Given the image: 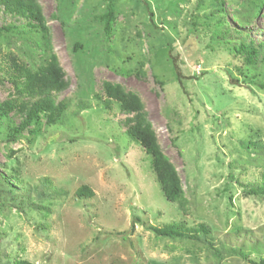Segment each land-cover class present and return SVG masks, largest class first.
Listing matches in <instances>:
<instances>
[{
	"label": "rangeland",
	"instance_id": "374dc122",
	"mask_svg": "<svg viewBox=\"0 0 264 264\" xmlns=\"http://www.w3.org/2000/svg\"><path fill=\"white\" fill-rule=\"evenodd\" d=\"M35 1L43 28L0 10V28L21 31L0 33V63L14 55L37 69L55 55L67 108L15 141L7 125L24 117L0 118V264H262L264 193L251 189L264 186V55L251 66L234 47L264 43V0ZM109 85L141 100L184 207L167 200L129 136L136 115ZM22 97L0 72V105ZM84 186L92 198L77 195ZM173 223L181 237L156 236Z\"/></svg>",
	"mask_w": 264,
	"mask_h": 264
},
{
	"label": "trees",
	"instance_id": "16d2710c",
	"mask_svg": "<svg viewBox=\"0 0 264 264\" xmlns=\"http://www.w3.org/2000/svg\"><path fill=\"white\" fill-rule=\"evenodd\" d=\"M258 6V3H255ZM264 6V1H261L260 10ZM108 13L101 17L104 21L105 33L108 37L112 36L114 24L117 15L110 4ZM0 10L6 15H22L33 19L36 24H31V29H37L39 25L43 28V17L40 8L35 0H0ZM21 32L14 25L4 26L0 28V33ZM238 36L244 37L241 32H236ZM234 51L238 57L243 59L248 65L255 66L263 57L264 43L257 44L253 41L245 42L244 40L234 47ZM174 68L177 78L180 81L182 72L174 58ZM3 70L10 76L19 79L22 82V88L26 94V98L18 100L6 101L0 105V118H9L13 112H17L24 119L21 125H16L13 121L7 125L8 139L15 141L23 134L24 131L31 125H40L42 115L47 117V123L54 124L58 122L67 108L65 100L57 101L56 95L61 91H65L69 87L66 81V74L61 68L55 55L49 57L46 65H42L37 69L28 68L25 63L20 62L14 55H8L1 60L0 72ZM264 89V84L262 85ZM106 94L110 100H115L122 105V109L126 113H134L136 117L129 120V124H133L128 133L131 139L140 143L147 151V154L153 158V170L162 186L168 201L180 203L184 207L183 193L180 186L179 177L175 168L163 156L157 143L156 136L152 131L151 125L146 119L144 106L141 100L134 94L124 93L118 86H106ZM252 194L262 195L264 186L257 190L251 189ZM79 197L92 198L93 191L84 186L77 192ZM183 226L180 223L155 228L154 232L158 238H177L183 235ZM199 229L204 233L207 228L200 225ZM21 264V263H20ZM264 264V262L262 263Z\"/></svg>",
	"mask_w": 264,
	"mask_h": 264
}]
</instances>
